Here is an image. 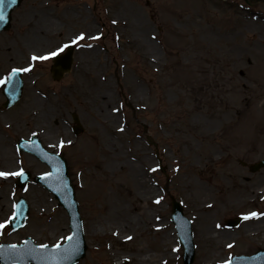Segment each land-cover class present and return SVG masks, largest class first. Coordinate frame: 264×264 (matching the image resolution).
Segmentation results:
<instances>
[{
	"label": "rangeland",
	"instance_id": "obj_1",
	"mask_svg": "<svg viewBox=\"0 0 264 264\" xmlns=\"http://www.w3.org/2000/svg\"><path fill=\"white\" fill-rule=\"evenodd\" d=\"M122 1L133 13L143 16L142 29L115 31L117 25L113 21L124 17V13L119 8L113 10L111 0H22L12 12L11 28L0 38V73L12 65L27 68L32 63V68L23 75V127L20 133L10 129L12 139H7V143L11 144L18 136L37 135L48 151L59 153L65 159L87 245L84 257L75 264H109L113 260L109 257L110 248L119 249L116 252L123 255L133 251L135 246H144L149 253L159 255L162 245L158 235L155 232L140 234L141 227L132 228L133 223L140 225L138 211L133 210L139 204L152 213V223L163 221V232L173 234L177 246L166 245V252L171 253L172 258L163 264H182V248L170 220L171 198L181 202L184 213L192 221L193 264L198 261L221 264L233 252L261 247L245 234L253 228L261 231V216L246 219L233 228H226L224 219L253 211L261 213L264 196L242 202L240 197L241 201L229 195L221 198L217 193L234 185L241 177L252 187L264 182V168L250 173L241 164V161H257L264 153V69L261 70L264 65V2ZM77 8L83 11L80 20L84 15L92 28L85 23L76 24L67 17L69 12H77ZM45 16L52 21L50 34L38 37L31 35L34 33L31 30L26 32L23 24L28 18ZM79 33H85V39L74 44L73 66L59 82L51 79L46 63H38L28 56L29 52L36 55L70 43ZM88 36L99 38L88 39ZM129 37H138L137 45L128 42ZM11 39L14 40L7 42ZM147 39L150 43H143ZM3 44H7V48L3 49ZM86 52L92 54V62L81 60ZM96 75L105 76L111 86L108 106L113 108L114 121L103 120L104 110L94 108L98 117L92 111L94 90L99 89L91 81ZM137 88L143 93L138 94ZM59 92L64 94L61 99ZM36 100L45 101L44 107L50 116L47 126L40 127V121L34 118V107L40 104ZM73 113L83 126L77 136L71 129ZM109 121L117 136L104 128ZM61 139L71 143L61 148ZM110 139L117 147L108 151ZM86 141L99 148L93 158L86 157L78 148L80 145L86 149L83 144ZM49 143L54 144L49 147ZM112 153L122 156L114 158ZM131 163L146 173V185L141 189L132 182L131 173L136 169H132ZM109 165H112L111 170L106 168ZM14 168L12 162L0 165V169ZM22 168L32 175L25 192L16 191V195H12L7 187H0V223L12 214L18 195L29 204V215L24 227L17 231L5 224L0 229V242L19 244L25 237L39 245L63 242L69 234L66 211L53 195L33 181L37 173L47 171L46 165L25 155ZM153 168L156 170L151 171ZM105 175L115 186L113 189L120 193L116 196L130 209L129 216L135 219L131 227H124L126 229L117 223L121 219L110 221L114 231L131 233L130 239L121 244L102 235L100 227H97L99 236H92L90 232L95 218L101 216L99 194L107 182ZM185 181H192L208 192L203 195L204 201L209 197L212 207L205 214L210 217V230L221 238L219 248L206 247L198 238L197 231L201 227H197L193 213L198 198L203 196L198 192L193 200L196 190L185 189L182 183ZM11 183L0 180V185ZM147 187L153 191H148ZM158 198L160 202L156 203Z\"/></svg>",
	"mask_w": 264,
	"mask_h": 264
},
{
	"label": "bare ground",
	"instance_id": "obj_2",
	"mask_svg": "<svg viewBox=\"0 0 264 264\" xmlns=\"http://www.w3.org/2000/svg\"><path fill=\"white\" fill-rule=\"evenodd\" d=\"M39 7H43V6H39ZM111 7H113V10L115 8L116 9L119 8V11L120 12L123 11L124 13V17H122L121 19L115 20V23L117 25L115 31H117L118 33L130 32V30L132 29L133 30L142 29V27L145 25L143 16L133 13L134 10H130V7H128L124 1L111 0ZM77 9H78L77 12H73V11L69 12L70 15H67V17L70 18L71 20H74L76 24L81 22V23H85V25L88 28H92V25L88 23L87 18L84 15L82 19L80 20V17L82 16L83 11L80 10L79 8ZM50 25H52V21L48 16H45L39 19L30 17L23 24L26 32L31 30L32 32H34L31 35L38 36V37H44L50 34V28H49ZM262 28L264 29V24H262ZM34 38L38 39L37 37H34ZM127 41L130 43L135 42L137 45L138 37H133V38L129 37ZM143 43L149 44L150 41L148 39L143 40ZM88 52H91V51H88ZM262 53H261V56H262ZM91 55L92 54H89L86 52L83 54L82 56L83 58L81 60L84 61V63L86 61L92 62ZM214 55L217 56V53H214ZM91 65L94 67L93 63ZM262 68L263 66H261V70ZM91 81H94L95 85L98 86L99 88V89H95L94 94H93L94 95V103H93L94 107L92 111L94 112L95 116L98 117V115L94 111V108L95 110H104L105 116H106L105 119H103L104 121H106L108 118H110L112 121L116 120V116L112 114L113 113L112 106H108L109 101H111V92L109 91V88H111V86L109 82L106 81L105 76H102V75L99 77L96 75L94 79H92ZM77 88L78 86L75 89ZM136 92L138 94L143 93V91L139 88L136 89ZM58 95L60 99L64 97L63 92H59ZM36 102H39L40 104L34 107L33 113L36 114L34 118L36 117L38 118V120L40 121V125H39L40 127L47 126V123L50 120V116L47 112V109L44 107L45 101L36 100ZM39 112H40V115L38 114ZM111 124H112L111 121L106 122L104 124V128L106 126V131L108 133H110L111 135L117 136L118 133L115 130L111 129L110 127ZM45 137L48 138L47 136ZM47 142H50V141H47ZM83 144L86 145L85 146L86 149L85 148L83 149V147L80 145L78 146L82 154L85 153L86 157L88 158L89 156H92V158L95 157L96 152L99 151L98 146L92 142H87V141L84 142ZM107 145H108V151L113 150L117 147V145L112 139L108 140ZM89 149H92L94 152L91 153ZM6 151L4 150L3 152L6 153ZM111 155L114 158H118L119 156H122V155H119L118 153L116 154L112 153ZM112 165H109L106 168L108 170H111ZM131 167L134 171L136 169L135 172L131 173L133 184L136 185L139 189L143 188L146 185V181H145L146 180L145 178L147 177L146 173L141 170H138L137 165L133 163H131ZM106 181L107 182L105 186L102 187V190L99 194V200L101 203L100 208L102 211L100 214L101 216H99L98 218H95V220L93 221L94 225L90 227V232L92 236H95V237L99 236L100 233H97V227H100L102 230V233H101L102 235L112 239L113 242L121 244L123 243V241L128 240V238L130 237L129 235H131V233L129 232L128 234H126V233H120V232L114 231L113 228L110 227V224H109L111 223L110 221L111 220L117 221V219H121V221L117 223L123 225L122 227L124 228L126 226L131 227V223L135 219L134 217L129 216L130 209L126 208L122 204L120 199L116 196V194L120 195V193L118 192L117 189H113L115 186L112 184V182L109 181L107 177H106ZM182 183L184 184L185 189L194 190V191L196 190V192L194 193L193 200L198 196V192L200 193L201 196L203 195L205 196L208 193L207 191L203 190L201 186L197 185L196 183L192 181H185ZM147 189L148 191H153V189L151 188L147 187ZM217 194L220 195L221 198L224 197L225 195H229L232 197H237L236 200L241 201L240 199H238L240 197L241 199L244 200L242 202H250L249 200H255L257 198L262 199L264 196V182L261 183V186L252 187V185H250L247 182L246 178L241 177L237 183H235L234 185H229L223 190L220 189ZM127 195L128 196L130 195L129 192H127ZM204 196L201 198H198L197 200L198 202L196 203L195 209H194L195 212L193 213V216L196 219L197 227L198 228L201 227V229L197 231V235H198V238H200V240L202 241V243L206 245V247L219 248L220 247L219 240L221 238L217 233H215V231L212 232L210 230L211 228L208 224L210 217L209 215L205 214L208 211V209H211L212 207L210 204L211 200H209V197H208L207 200L204 201ZM133 210L138 211L137 213H138V218L140 220L139 222L140 225L138 224L134 225L133 223L132 228L137 227L139 229L141 227L140 234H143V232H147V233L155 232L159 237L160 244L162 245L161 251H159L160 254L159 255L151 254L149 253L148 248L145 250L144 246H138V247L135 246L134 247L135 249L133 251H130L129 253L123 254V255H120L116 252L119 249L112 250L110 248L109 257L112 258L113 260L108 263L109 264H163L166 261V259H171L172 254L169 252H166L167 251L166 245L170 246L171 248H174L176 246V242L174 240L172 233L163 232V221H160L155 224L152 223V219H153L152 213L148 211L146 208H144L143 206H141L140 204L137 206H134ZM261 213H264V210H261ZM197 218H199V222H197ZM258 232H259L258 228H253L247 234L251 236L250 239H253L261 243V246L264 247V215H261V236L260 237L257 236ZM90 242L93 243L92 240H90ZM223 245L226 246V243ZM215 261L216 260H213V262ZM198 264H207V263H205L204 261H198Z\"/></svg>",
	"mask_w": 264,
	"mask_h": 264
},
{
	"label": "water",
	"instance_id": "obj_3",
	"mask_svg": "<svg viewBox=\"0 0 264 264\" xmlns=\"http://www.w3.org/2000/svg\"><path fill=\"white\" fill-rule=\"evenodd\" d=\"M10 8L7 9V12H9ZM5 22H8V19H6V21H4L2 24H4ZM69 62L70 59L68 53V55L64 58L63 63L58 62L57 64H55V66L52 67L55 78H60L62 70L68 68L70 64ZM33 143L38 144V141L33 140ZM49 162L52 166V171L46 177L53 189L50 187L49 188L54 191L60 202H62L68 209L72 230V234L70 237H72V239H68L65 244L61 245L59 254H57V251L43 250L41 253H38L36 257L21 255V259L18 261H9L6 259V257L1 255L2 261L5 264H12L13 262H21L23 264H28L29 262H36L38 264H72L84 254L85 243L82 236L81 221L77 212L76 203L73 200L72 189L68 183L64 162L57 156H54ZM262 165H264V159L261 160L254 168L256 169L257 166ZM20 204L21 205L18 206L17 211L18 209H21L19 211L21 212L23 219L26 215L27 209L23 202H20ZM173 208L174 221L179 227L182 240H184L186 246L188 247V253L185 256V264H189L192 260V245L190 243L191 240L189 234V222L181 216V208L174 201ZM66 249H74L75 251L70 259H61V257L64 255V250ZM52 250H56V248H53ZM261 264H264V251H261Z\"/></svg>",
	"mask_w": 264,
	"mask_h": 264
},
{
	"label": "snow or ice",
	"instance_id": "obj_4",
	"mask_svg": "<svg viewBox=\"0 0 264 264\" xmlns=\"http://www.w3.org/2000/svg\"><path fill=\"white\" fill-rule=\"evenodd\" d=\"M16 4V0H0V23H3L4 21H6L7 17H8V12L7 9H9L10 7L14 6ZM113 23H115V21H113ZM98 36H88V39H98ZM85 39V33H79L76 36H74L73 38L70 39V43L71 44H76L79 41H82ZM87 47H90V45H85ZM69 47V44H63L58 46L57 48H55L54 50H49L47 51L45 54L37 56L35 54H33L31 56V60L36 61V60H49L52 58H56L59 55H61L65 49H67ZM32 65H29V67L27 68H14L11 70V73L9 74L10 76H14L16 73L19 72H26L29 71L31 69ZM8 80V77H5L4 79L0 80V84H4L6 83ZM123 129H121L122 131ZM66 142L61 139L59 142V146L62 148L64 146ZM67 143H71V141H67ZM156 169L153 168L151 169V171H155ZM24 176V169L20 168L19 171H14V172H5V171H0V177H7V176ZM45 175H49V174H45ZM160 199L158 198L156 200V203H159ZM244 215V219H249V218H258L261 215H264V213H257L255 211L247 213V214H243ZM8 223L7 221H5V223H0V229H3L5 227V224ZM217 227H220V225H217ZM67 239L71 240L72 237H67ZM130 239V237L128 238ZM27 243V242H26ZM3 245H0V249H3ZM10 249H16L17 246L16 245H11L9 246ZM41 249H47L48 245H40L39 246ZM54 247L57 250V254H59L60 249H61V245L59 243H57L56 245H54ZM229 248L232 247V245H228ZM74 249H66L64 250V255L61 257V259H70L71 256L74 253ZM25 256H29V257H35L37 255L36 253V249H29L24 253ZM224 264H231L230 261H225Z\"/></svg>",
	"mask_w": 264,
	"mask_h": 264
},
{
	"label": "flooded vegetation",
	"instance_id": "obj_5",
	"mask_svg": "<svg viewBox=\"0 0 264 264\" xmlns=\"http://www.w3.org/2000/svg\"><path fill=\"white\" fill-rule=\"evenodd\" d=\"M4 101L3 84H0V164H7L9 160L13 163L22 160V152L17 150L14 144L9 145L6 143L8 137L3 132L5 130L4 126H8L16 133L20 132L23 127L20 119L21 103L19 101L13 107L6 109L3 107ZM4 150H7L6 153L3 152Z\"/></svg>",
	"mask_w": 264,
	"mask_h": 264
}]
</instances>
